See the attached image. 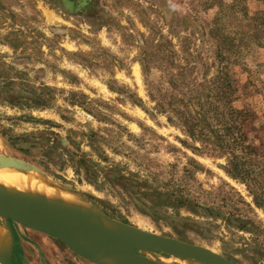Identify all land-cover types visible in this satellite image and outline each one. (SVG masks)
<instances>
[{"label":"rangeland","instance_id":"1","mask_svg":"<svg viewBox=\"0 0 264 264\" xmlns=\"http://www.w3.org/2000/svg\"><path fill=\"white\" fill-rule=\"evenodd\" d=\"M229 107L247 118L244 180L183 121L205 114L222 131ZM20 135L47 154L17 151ZM0 156L48 164L56 185L127 226L264 264V0H0ZM12 229L14 264H94Z\"/></svg>","mask_w":264,"mask_h":264},{"label":"water","instance_id":"2","mask_svg":"<svg viewBox=\"0 0 264 264\" xmlns=\"http://www.w3.org/2000/svg\"><path fill=\"white\" fill-rule=\"evenodd\" d=\"M12 223L51 236L94 264H162L144 257L142 250L163 255L183 251L199 264H234L200 246L135 229L100 212L84 216L25 198L0 199V226L5 225L14 242ZM97 246L104 247L101 254ZM204 251L210 256L204 257ZM12 255L0 264H14Z\"/></svg>","mask_w":264,"mask_h":264},{"label":"bare ground","instance_id":"3","mask_svg":"<svg viewBox=\"0 0 264 264\" xmlns=\"http://www.w3.org/2000/svg\"><path fill=\"white\" fill-rule=\"evenodd\" d=\"M9 198H25L51 204L84 216L98 214L88 202L56 185L38 168L8 156H0V199ZM14 243L8 230L0 227V262L10 256ZM103 250V246L96 247L97 254H101ZM140 254L162 264L171 262L168 257L152 251L142 250ZM203 256H210V253L204 251ZM171 257L175 258L177 264H199L183 251H174Z\"/></svg>","mask_w":264,"mask_h":264},{"label":"trees","instance_id":"4","mask_svg":"<svg viewBox=\"0 0 264 264\" xmlns=\"http://www.w3.org/2000/svg\"><path fill=\"white\" fill-rule=\"evenodd\" d=\"M5 90H13V88H5ZM32 90V89H31ZM26 90L28 93H34V91ZM13 102V100L9 99ZM28 101L17 100L16 105L23 107H32V105H42L45 106V101L34 100L33 103ZM33 103V104H32ZM215 108L210 109L208 112L213 113ZM215 119L220 122H229L221 125L222 131H216L208 124L207 116L205 114L197 116H184L183 121L187 130L189 137L193 141L201 142L204 147L211 148V151H216L218 153H224L228 155V162L230 164L231 170L228 171L233 177L244 180L248 174L245 170L244 160L247 154H252V148L248 138L245 136L243 129L244 125L247 123V118L240 116L233 108L229 107L226 114H217ZM29 120V118H28ZM222 132V134L220 133ZM5 133V132H4ZM10 145L17 151L28 155L30 152L37 150L40 146L42 151L47 154V148L45 149L37 141H32L28 135L11 136L9 138ZM59 146L61 151L66 153L70 157V162H75L73 158V153L70 151L62 141L54 140L52 143V148ZM39 148V149H40ZM49 149V148H48ZM79 164L85 169L96 168L98 165L94 162L86 159H80ZM40 168L49 176H51V170L48 164L44 162H39ZM91 183V182H90Z\"/></svg>","mask_w":264,"mask_h":264}]
</instances>
